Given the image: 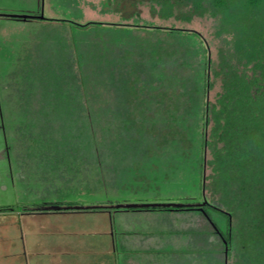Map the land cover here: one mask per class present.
I'll list each match as a JSON object with an SVG mask.
<instances>
[{
  "label": "trees",
  "instance_id": "1",
  "mask_svg": "<svg viewBox=\"0 0 264 264\" xmlns=\"http://www.w3.org/2000/svg\"><path fill=\"white\" fill-rule=\"evenodd\" d=\"M136 1L148 6L151 19L143 20L137 13L131 20L120 17L113 22L91 19L81 22L73 11H70L72 18H34L41 21L39 30L49 33L50 38L46 42L37 39L35 50L29 51L31 57H26L27 68L18 72L15 86L19 131L30 132L35 155L41 160L55 159L58 163L72 164L81 149L84 159L92 157L100 143L95 137L98 129L113 121L112 126L127 131L128 122L123 114L118 116L127 110L126 99H120L124 82L114 83L108 76L99 81L93 76L95 64L101 59L95 60L97 56L87 49L98 41L103 46V33H111L120 44L124 43L125 32L162 35V39L155 41L142 39L157 43L158 47L157 53L145 59L146 66L152 69L154 78L160 80H174V77L166 78L160 66L188 64L193 67L188 78L200 82V86L195 84L190 98L194 104L192 110L195 115L198 110L199 116H194V124L187 127L183 120L187 112L183 107L180 116L171 121L186 127L192 139L196 135L194 131L200 128L198 149L193 152L199 155L190 160L192 153L187 155L185 164L189 171L178 177L179 183H176L175 190L181 194L179 199L127 203L142 204L127 209L167 212L169 215L163 217L171 221L177 217L175 212L183 216L182 225L171 229L187 235L185 251H159V257L167 255L160 264H264V0ZM36 10L34 14L39 15V4ZM193 16H209L216 21L214 35L222 37L228 47L226 53L219 48L214 53L209 41L197 29L158 22L171 18L191 21ZM59 22L69 25L64 27ZM76 27L82 29L76 31ZM60 34L65 38H53ZM44 43H47L46 48ZM173 44L178 48H172ZM178 79L182 82V77ZM216 80L220 82V90L211 98L209 93ZM102 94L119 97L117 101L112 100L116 103L114 110L105 108L106 100H99ZM106 110L113 114L108 118L110 121L104 123L101 120ZM43 131L53 132L44 135ZM118 142L124 145L127 138L120 137ZM173 151L169 154L178 159L177 163L181 162L182 150ZM123 153V150L115 153L117 164H121ZM176 166L175 163L174 167L167 168L174 169L175 173ZM122 168L127 169V164L121 165L120 170L126 178H115L117 187L121 181H127V172L124 174ZM98 183L103 184L100 190L104 193L108 182ZM72 204L78 203H67ZM119 204L126 203L102 204L84 210L103 209L110 214L113 210L125 209L115 207ZM214 215L223 216V224L219 225L220 219ZM129 231L128 234L133 232ZM148 255L145 250L127 251V259L137 260L139 264H153L149 258L155 256ZM159 257L156 259L160 260Z\"/></svg>",
  "mask_w": 264,
  "mask_h": 264
},
{
  "label": "rangeland",
  "instance_id": "2",
  "mask_svg": "<svg viewBox=\"0 0 264 264\" xmlns=\"http://www.w3.org/2000/svg\"><path fill=\"white\" fill-rule=\"evenodd\" d=\"M38 4L43 15L48 18H72L74 16L70 15V11H73L76 19L81 22L88 19L113 22L120 17L131 20L137 13L143 20L151 19L148 6L136 0H57L55 8L49 0H0V13L33 15ZM40 22L37 19L23 21L0 18L2 82L7 79L8 73V77L15 83L18 72L27 68L26 57L29 51L35 50L37 39L46 42L45 40L50 38L49 33L39 30L42 28ZM158 22L197 29L209 41L214 53L218 48L223 53L227 52L228 47L222 37L214 35L216 21L209 16H193L191 21L171 18L170 21ZM59 23L64 27L69 25L66 22ZM77 29L82 28L76 27V31ZM63 35L66 37L67 34ZM159 35L147 34L144 31L131 34L125 32L124 43L120 44L114 40L111 33H103L102 41L105 47L103 48L97 40L95 45L87 49L97 56L95 60L98 57L101 59L99 64H95L93 76L98 77L99 81L108 76L114 83L125 84L124 96L120 99H126L127 110L118 116L123 114L127 119V131L122 127L112 126L113 121L108 119L113 114L108 110L116 108V103L112 100L117 101L119 97L102 94L99 100H106L105 108L108 107V110L101 121H110L111 124H105L95 132V137L100 143L97 153L92 157L84 159L81 149L74 163H67V166L55 159L41 160L35 155L33 168H30V171L26 168L24 173L13 162L9 170L8 164L0 157V206L14 207L10 212H0V264H124L129 250H145L148 256L155 258L159 257V251H185L187 235H180L171 229L182 225L183 216L180 212H175L177 217L171 221L163 217L169 215L167 212L160 211L119 209L108 214L102 209L28 214L22 208L23 205L33 206L43 201L62 204L76 201L84 205H102L172 202L181 197L175 190L176 183H179L182 174L189 171L185 162L197 154L196 152L193 155V152L198 149L200 128L197 127V132L194 131L197 139H192L186 127L174 124L171 118L180 116L182 108L185 107L187 113H184V125L190 127L194 124L193 118L198 117L199 113L197 110L196 115L194 114V104L190 97L191 90L198 83L188 78L193 70L188 64L184 67L174 64H168L167 67L157 65L163 69L166 78L174 77V80L154 78L153 71L146 66L145 59L157 53V43L152 44L153 42L142 39H162L163 36ZM64 36L60 34L53 38L60 39L65 38ZM195 38L194 41H197ZM44 47H47V43ZM172 48L177 49L178 45L173 44ZM186 52H182V55H186ZM178 77H182V82ZM219 83V80H216L213 90L209 93L211 98L220 90ZM51 132L53 131H43L44 135H50ZM123 136L127 138V143L121 145L118 141ZM1 142L0 137V146ZM126 148H129V151H126ZM177 149L182 150V161L178 163V159L169 154ZM121 150L124 151L120 159L121 164H117L114 155ZM185 159L187 161H184ZM175 163L177 169L174 173V169L169 170L167 167H174ZM124 164H127V169L122 168V172H127V181H121L120 187H117L115 178H126L120 172L121 165ZM102 180L108 182L104 193L100 190L104 187L103 184L98 183ZM215 218L220 219L219 225L224 221L223 216L216 215ZM148 229L152 232L148 233ZM152 243L155 248L150 247ZM146 246L147 248H143ZM166 256L159 258L161 260Z\"/></svg>",
  "mask_w": 264,
  "mask_h": 264
},
{
  "label": "flooded vegetation",
  "instance_id": "3",
  "mask_svg": "<svg viewBox=\"0 0 264 264\" xmlns=\"http://www.w3.org/2000/svg\"><path fill=\"white\" fill-rule=\"evenodd\" d=\"M51 1L54 2L52 6L55 8L57 6V4H55L57 0H49V2ZM18 15L20 14L0 13V18H15L21 20ZM25 15L29 16L23 18L24 20H31L37 16L36 14ZM17 91L14 80L10 79L7 73V79L3 82L0 80V137L2 139L0 157H3L4 162L8 164L9 170H11V162H13L19 166L24 173L26 168L29 169L28 171H30V168H33L36 147L30 142L31 138L29 131H19V110L16 104ZM82 205L83 204H52L51 202L43 201L38 205H23L22 208H24V210H26L25 212L28 214H37L54 211L84 210L83 207H78ZM56 206L58 208H54ZM12 210H14L13 206H0V212H10Z\"/></svg>",
  "mask_w": 264,
  "mask_h": 264
},
{
  "label": "water",
  "instance_id": "4",
  "mask_svg": "<svg viewBox=\"0 0 264 264\" xmlns=\"http://www.w3.org/2000/svg\"><path fill=\"white\" fill-rule=\"evenodd\" d=\"M19 16V18H27V16H29V15H23V14H21V15H18ZM35 17H38V18H43L44 17V15H43V13H42V9L40 10V14L39 15H37V16H35ZM142 204H119V205H115V207L116 208H118V207H123V208H125V209H127V208H129V207H133V206H141ZM168 205V204H167ZM175 205V204H174ZM78 207H83V208H94V207H97V205H82V206H78ZM54 208H58L57 206L56 207H54Z\"/></svg>",
  "mask_w": 264,
  "mask_h": 264
},
{
  "label": "crops",
  "instance_id": "5",
  "mask_svg": "<svg viewBox=\"0 0 264 264\" xmlns=\"http://www.w3.org/2000/svg\"><path fill=\"white\" fill-rule=\"evenodd\" d=\"M153 245H154V243L150 244V247L155 248ZM143 248H147V246L146 247H143ZM149 260L153 264H160V262H161V260H158L156 258H154V259L153 258H149ZM124 264H139V263H138L137 260H131V259H127L126 258L124 260Z\"/></svg>",
  "mask_w": 264,
  "mask_h": 264
}]
</instances>
